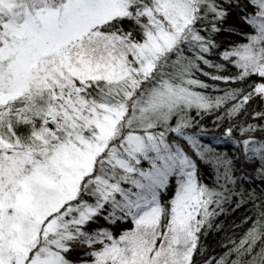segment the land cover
Listing matches in <instances>:
<instances>
[{
	"label": "snow or ice",
	"instance_id": "snow-or-ice-1",
	"mask_svg": "<svg viewBox=\"0 0 264 264\" xmlns=\"http://www.w3.org/2000/svg\"><path fill=\"white\" fill-rule=\"evenodd\" d=\"M0 264H264V0H0Z\"/></svg>",
	"mask_w": 264,
	"mask_h": 264
},
{
	"label": "trees",
	"instance_id": "trees-1",
	"mask_svg": "<svg viewBox=\"0 0 264 264\" xmlns=\"http://www.w3.org/2000/svg\"><path fill=\"white\" fill-rule=\"evenodd\" d=\"M233 37H231V36H229V35H227V34H224V35H221L220 37H219V39H221V40H230V39H232ZM236 215H238V213L236 214ZM234 219V216H227V217H224V216H222V217H220L218 220H217V223H219V222H223V224H224V229L225 230H231V231H236V229H230V223H231V221ZM219 236H220V234L218 233L217 235H216V239H219ZM219 250V249H218Z\"/></svg>",
	"mask_w": 264,
	"mask_h": 264
}]
</instances>
